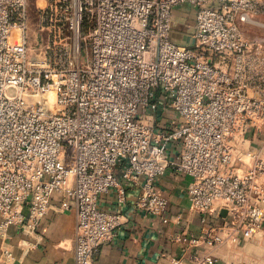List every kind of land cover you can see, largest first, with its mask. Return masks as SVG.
Masks as SVG:
<instances>
[{
  "label": "built area",
  "instance_id": "built-area-1",
  "mask_svg": "<svg viewBox=\"0 0 264 264\" xmlns=\"http://www.w3.org/2000/svg\"><path fill=\"white\" fill-rule=\"evenodd\" d=\"M31 1L0 0L1 234L34 230L58 192L75 210V264H94L120 223L98 205L113 187L123 198L116 172L138 183V208L167 222L156 182L169 168L190 178L202 224L172 238L211 249L188 264L264 230V156L244 146L264 127V36L242 27H264V0H34L40 53ZM182 4L193 7L192 45L172 38ZM170 113L178 121L158 126Z\"/></svg>",
  "mask_w": 264,
  "mask_h": 264
},
{
  "label": "crops",
  "instance_id": "crops-1",
  "mask_svg": "<svg viewBox=\"0 0 264 264\" xmlns=\"http://www.w3.org/2000/svg\"><path fill=\"white\" fill-rule=\"evenodd\" d=\"M178 8H174L173 17ZM187 22L180 35L172 32V38L178 43H191L192 15L188 16ZM255 35L264 36V32L255 31ZM177 121L175 114H163L157 125L173 126ZM250 138L245 142V148L261 150L264 156V127ZM178 150L179 145L174 141L165 144L169 157H174ZM116 176L124 188L123 198L119 199L113 187L100 194L98 205L105 211L119 213L120 223L112 238L101 244L94 264H171V259L176 257L188 264L194 253L211 250L205 245L185 250L172 238L176 232L197 234L202 226L199 214L189 208L188 176L176 174L169 168L156 182L157 190L168 199L167 222L136 206L138 183H125L119 170ZM63 200L61 193L52 194L50 208L34 230L11 226L4 234L0 233V264H75V210L63 208ZM23 210L27 211L25 207ZM221 221V218L213 219L214 223ZM212 253L217 261L211 264H264V230L247 239L231 238L212 249Z\"/></svg>",
  "mask_w": 264,
  "mask_h": 264
},
{
  "label": "rangeland",
  "instance_id": "rangeland-1",
  "mask_svg": "<svg viewBox=\"0 0 264 264\" xmlns=\"http://www.w3.org/2000/svg\"><path fill=\"white\" fill-rule=\"evenodd\" d=\"M181 6V7H180ZM180 6H177L178 10H176V16L172 19V32L174 35L178 36L180 35L181 29H184V25H188L187 18L188 16L192 15L193 7L189 4H182ZM30 43L31 48L35 52H41L44 50L46 46L45 41V34L44 31H40L37 26V15L35 11V1H31L30 5ZM259 19L264 22V16L259 17ZM258 20V19H257ZM243 29L245 30L246 36H253L255 35V31L258 32H264V27L257 26V25H249V24H243ZM182 34V33H181ZM187 34V33H186ZM192 45V44H188ZM49 107H53L51 104H49Z\"/></svg>",
  "mask_w": 264,
  "mask_h": 264
},
{
  "label": "water",
  "instance_id": "water-1",
  "mask_svg": "<svg viewBox=\"0 0 264 264\" xmlns=\"http://www.w3.org/2000/svg\"><path fill=\"white\" fill-rule=\"evenodd\" d=\"M225 214V210H221V215L223 216Z\"/></svg>",
  "mask_w": 264,
  "mask_h": 264
}]
</instances>
